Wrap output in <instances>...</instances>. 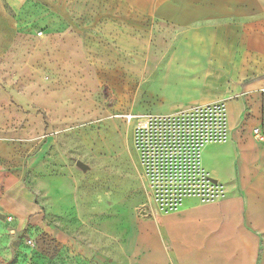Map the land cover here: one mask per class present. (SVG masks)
Wrapping results in <instances>:
<instances>
[{
    "label": "rangeland",
    "instance_id": "rangeland-1",
    "mask_svg": "<svg viewBox=\"0 0 264 264\" xmlns=\"http://www.w3.org/2000/svg\"><path fill=\"white\" fill-rule=\"evenodd\" d=\"M171 1L0 0V264H51L46 255L53 251L59 264H144L154 257L161 264H264V226L248 223L250 213L262 214L260 204L251 212L245 197L238 208L227 205L225 186L221 196L196 199L214 207L208 230L173 224L178 209L166 213L174 214L166 222L171 237L160 226L166 214L139 211L146 198L133 192L141 183L133 124L124 116L164 115L152 111L160 107L153 86L172 75L160 69L177 31L154 8ZM241 23L259 31V42L245 34V44L261 49L244 66L264 78V18ZM76 161L91 170L82 174ZM122 184L125 200L118 196ZM28 206L37 211L30 217L48 222L56 250L45 238L35 249L13 238ZM218 221L228 226L211 229Z\"/></svg>",
    "mask_w": 264,
    "mask_h": 264
},
{
    "label": "crops",
    "instance_id": "crops-1",
    "mask_svg": "<svg viewBox=\"0 0 264 264\" xmlns=\"http://www.w3.org/2000/svg\"><path fill=\"white\" fill-rule=\"evenodd\" d=\"M169 5L168 7L162 2L154 8L169 23L172 31H177L172 34L177 43L169 55L168 63L160 69V74L172 75L169 78L165 75L166 79L162 76L153 86L154 90H158L160 107L153 108L152 111L159 115H171L170 113L198 105L216 102L224 104L227 139L224 143L203 147L200 163L209 178L218 185L225 186L230 197L226 201L227 205L238 208L240 198L245 197L246 206L251 212L256 211V204H260L258 210L262 214L252 216L250 213L248 223L253 228L264 226V141L255 140L253 133L258 127L264 131V78L258 77L260 70L257 71L253 65L248 66L256 58V54H260L261 49L253 43L245 44L243 39L247 34L249 38L255 36L259 42V31L249 28L244 30L241 23L243 20L264 18V0H175ZM243 53H248L249 56ZM247 58L248 65L244 66ZM134 168L137 171V165ZM125 186L122 184L118 188L119 199L127 198ZM137 190H142V185L141 189L135 188L133 192ZM144 204L141 203L139 208ZM213 208L212 205L199 204L196 199H186L179 208L180 212L162 216L167 218L164 223L161 222V230L173 237V228L166 223L172 221V215L178 217L173 224L179 227L185 224L197 228L206 225L205 229L208 230L207 215ZM20 211V222L13 229V238L25 237V230L33 228L46 241L51 239L58 244L54 234L44 229L48 222L42 220L43 216H35V208L28 206ZM30 214L35 215L30 217ZM220 222H215L216 225L211 229H224L228 226V222L224 225ZM136 223L132 221V224L140 225V222ZM142 223L147 225V222ZM195 227L192 228L193 231ZM61 234L64 238L65 235ZM152 235L155 237L154 233ZM152 243L155 248L159 247L156 237ZM46 244L48 247L51 245ZM261 245L262 243L256 252L258 261ZM184 246V252H187L188 246ZM154 258L155 261L158 259L157 264H161L159 257ZM155 261L149 260L144 264Z\"/></svg>",
    "mask_w": 264,
    "mask_h": 264
},
{
    "label": "built area",
    "instance_id": "built-area-1",
    "mask_svg": "<svg viewBox=\"0 0 264 264\" xmlns=\"http://www.w3.org/2000/svg\"><path fill=\"white\" fill-rule=\"evenodd\" d=\"M124 119L133 124L136 172L146 198L141 213L176 212L186 199L208 200L222 195L221 186L208 177L200 163L203 147L227 139V118L221 104L163 116L125 115ZM253 131L255 140L263 142L264 131L259 127ZM25 237L28 249H35L38 237L44 238L38 234ZM47 243L51 244L49 249L56 250L54 240ZM56 253L46 256L59 264Z\"/></svg>",
    "mask_w": 264,
    "mask_h": 264
},
{
    "label": "water",
    "instance_id": "water-1",
    "mask_svg": "<svg viewBox=\"0 0 264 264\" xmlns=\"http://www.w3.org/2000/svg\"><path fill=\"white\" fill-rule=\"evenodd\" d=\"M74 166H75L77 169H79V170L82 172V174H87L88 171L91 170V167H90V166H87L86 164H84V163L81 162V161H76L75 164H74Z\"/></svg>",
    "mask_w": 264,
    "mask_h": 264
},
{
    "label": "trees",
    "instance_id": "trees-1",
    "mask_svg": "<svg viewBox=\"0 0 264 264\" xmlns=\"http://www.w3.org/2000/svg\"><path fill=\"white\" fill-rule=\"evenodd\" d=\"M48 260L51 262V264H55L52 259L49 258Z\"/></svg>",
    "mask_w": 264,
    "mask_h": 264
}]
</instances>
